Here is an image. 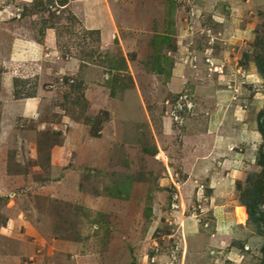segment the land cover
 Masks as SVG:
<instances>
[{"label":"rangeland","instance_id":"1","mask_svg":"<svg viewBox=\"0 0 264 264\" xmlns=\"http://www.w3.org/2000/svg\"><path fill=\"white\" fill-rule=\"evenodd\" d=\"M81 1L0 0V264H264V0Z\"/></svg>","mask_w":264,"mask_h":264},{"label":"crops","instance_id":"2","mask_svg":"<svg viewBox=\"0 0 264 264\" xmlns=\"http://www.w3.org/2000/svg\"><path fill=\"white\" fill-rule=\"evenodd\" d=\"M80 1L81 0H79V2ZM81 2H83V4L85 5L84 13L86 16H88V19L86 20V22L88 23V27L99 29L102 40L107 39L109 41H112V39L116 37L115 35L116 27H115V21L112 18V12H111L112 9L109 3H107L105 0H82ZM91 4H93V6ZM94 5H98L97 8L100 14L97 13V10L91 11L90 7L94 8ZM122 56L125 58L126 66L127 67L131 66L127 57V52L125 50L122 52ZM155 73L160 74V72H155ZM177 74H178V70L175 69L172 75L169 77V80L166 82V86L168 90H170L171 92L173 91L172 89L176 88L179 85L178 83L179 79ZM128 93L129 94L132 93L133 98L134 99L137 98V101L134 100L132 102L133 103L132 111H129L127 109L130 115L123 114V116H121L122 118L120 117L119 119H125L128 123H141L144 120H146L147 117L145 111V105L142 103L143 98H141V96L137 94L138 92H136L135 88H132V90H130ZM110 127L111 124L109 122L108 123L106 122L99 137H88L87 140H90V143L93 145L95 144L107 145L106 143L109 142L108 140H110V136H109V134H111ZM84 149L89 150V154L94 153L95 155V153H97L96 149L90 146L88 147L85 146Z\"/></svg>","mask_w":264,"mask_h":264},{"label":"built area","instance_id":"3","mask_svg":"<svg viewBox=\"0 0 264 264\" xmlns=\"http://www.w3.org/2000/svg\"><path fill=\"white\" fill-rule=\"evenodd\" d=\"M182 108L181 104L180 106H178V109ZM176 116V115H175ZM175 254H171V257H169L168 261L165 262V264H185L183 257H181L180 259H177ZM152 260H154L152 258Z\"/></svg>","mask_w":264,"mask_h":264},{"label":"trees","instance_id":"4","mask_svg":"<svg viewBox=\"0 0 264 264\" xmlns=\"http://www.w3.org/2000/svg\"><path fill=\"white\" fill-rule=\"evenodd\" d=\"M121 60H122V62H123V64H124V67L126 68L127 66H126V63H125V58L122 56L121 58H120ZM109 69H111V68H109ZM111 85H109V87H110ZM111 90H112V88H111ZM113 92V91H112ZM259 131L263 134V129H262V127L259 125ZM264 135V134H263Z\"/></svg>","mask_w":264,"mask_h":264}]
</instances>
